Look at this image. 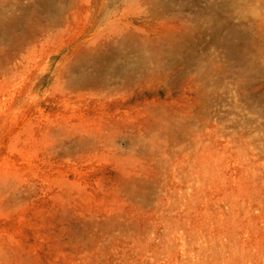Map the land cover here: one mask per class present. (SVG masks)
Listing matches in <instances>:
<instances>
[{"label":"rangeland","instance_id":"374dc122","mask_svg":"<svg viewBox=\"0 0 264 264\" xmlns=\"http://www.w3.org/2000/svg\"><path fill=\"white\" fill-rule=\"evenodd\" d=\"M230 2L0 0V264H264Z\"/></svg>","mask_w":264,"mask_h":264},{"label":"bare ground","instance_id":"6f19581e","mask_svg":"<svg viewBox=\"0 0 264 264\" xmlns=\"http://www.w3.org/2000/svg\"><path fill=\"white\" fill-rule=\"evenodd\" d=\"M228 7H229V9H233V19L236 22L235 23L236 25L232 29V36H235V43L231 45V51H232L234 57L238 60V62H240V63L242 62L244 64L246 73L249 74L250 72L255 70L256 67L258 66V61L256 59L258 53L264 54V5H256V6L242 5L241 0H234V1L231 0L230 5H228ZM165 10H166V8H165ZM248 13H251L252 16L251 17L247 16ZM244 22H249V23L251 22V23H253V25L255 27L252 26L251 24H249L247 26V28H245L244 26H242V23H244ZM229 24H230V22H229ZM246 38H248V39L246 40ZM187 40H188V38H187ZM170 41H171V39H170ZM243 43H246V44L243 45ZM158 47L160 48V46H158ZM253 51H255L253 58H247L252 54ZM100 62H101V60H100ZM152 62H154V61H152ZM102 64L104 65V63H102ZM240 67H241V65H240ZM101 79H102V77H101ZM79 84H81V83H79ZM94 84H96V83H94Z\"/></svg>","mask_w":264,"mask_h":264}]
</instances>
